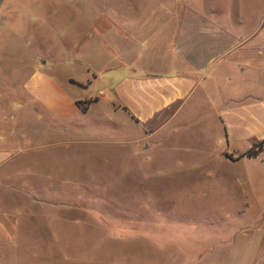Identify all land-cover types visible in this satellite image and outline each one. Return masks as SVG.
I'll return each instance as SVG.
<instances>
[{
    "label": "rangeland",
    "instance_id": "374dc122",
    "mask_svg": "<svg viewBox=\"0 0 264 264\" xmlns=\"http://www.w3.org/2000/svg\"><path fill=\"white\" fill-rule=\"evenodd\" d=\"M120 10L105 0H0L1 131L33 146L19 164L34 175L16 196L0 191V203L23 215L18 264H224L240 233L264 226V193L239 183L238 168L197 165L213 138H202L198 108L156 133L154 149L153 134L125 112L114 105L109 120L108 102L91 101L119 72L118 57H132L135 46L115 31L85 37ZM38 71L72 99L75 115L59 120L60 132L28 87Z\"/></svg>",
    "mask_w": 264,
    "mask_h": 264
},
{
    "label": "crops",
    "instance_id": "0c3cea01",
    "mask_svg": "<svg viewBox=\"0 0 264 264\" xmlns=\"http://www.w3.org/2000/svg\"><path fill=\"white\" fill-rule=\"evenodd\" d=\"M105 1L121 7L119 15H112L103 26L95 20L85 37L103 38L115 31L135 47L131 58L118 57L121 61L112 68L119 72L108 75L110 86L105 93L90 97L97 98L94 104L108 102L109 120L113 112H125L146 136L153 134L154 149L159 144L156 133L185 108H198L195 119L205 120L202 138H213L201 148L197 165L238 168L243 172L239 183L248 184L250 192L264 193V0ZM28 87L42 105L41 119H50L51 125L55 121L60 132L59 120L75 115L72 99H67L54 77L41 71L32 76ZM114 105L118 110L112 109ZM3 118L0 111V191L7 189L11 197L16 196L18 182L34 175L19 164V157L33 146L10 141L12 133L1 131ZM45 144L49 143L40 147L45 149ZM51 144L54 148L64 145ZM256 144L262 149L256 156H247ZM212 173L206 170L207 176ZM16 207L0 203V264H18L21 259L18 252L25 242V225ZM254 224L235 238L224 264H257L264 226ZM12 255L14 261H10Z\"/></svg>",
    "mask_w": 264,
    "mask_h": 264
},
{
    "label": "trees",
    "instance_id": "16d2710c",
    "mask_svg": "<svg viewBox=\"0 0 264 264\" xmlns=\"http://www.w3.org/2000/svg\"><path fill=\"white\" fill-rule=\"evenodd\" d=\"M91 101H97V98H94V99H92ZM83 109H84V111H85V108H83ZM261 149H262V145H261V144H256L252 149H250V150L246 153V155H247V156H256V155L259 153V151H260ZM227 157L233 159L232 156H230V155H228V154H227Z\"/></svg>",
    "mask_w": 264,
    "mask_h": 264
}]
</instances>
